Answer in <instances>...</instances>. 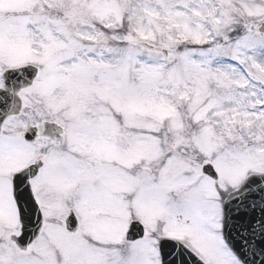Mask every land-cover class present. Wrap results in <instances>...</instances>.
I'll list each match as a JSON object with an SVG mask.
<instances>
[{
	"label": "snow or ice",
	"instance_id": "6c2138e0",
	"mask_svg": "<svg viewBox=\"0 0 264 264\" xmlns=\"http://www.w3.org/2000/svg\"><path fill=\"white\" fill-rule=\"evenodd\" d=\"M0 264H264V0H0Z\"/></svg>",
	"mask_w": 264,
	"mask_h": 264
}]
</instances>
